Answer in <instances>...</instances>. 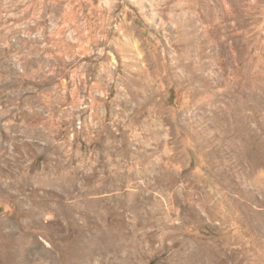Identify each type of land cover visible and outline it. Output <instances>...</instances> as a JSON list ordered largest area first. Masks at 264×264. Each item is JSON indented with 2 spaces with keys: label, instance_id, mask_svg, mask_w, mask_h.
I'll list each match as a JSON object with an SVG mask.
<instances>
[{
  "label": "rangeland",
  "instance_id": "rangeland-1",
  "mask_svg": "<svg viewBox=\"0 0 264 264\" xmlns=\"http://www.w3.org/2000/svg\"><path fill=\"white\" fill-rule=\"evenodd\" d=\"M0 264H264V0H0Z\"/></svg>",
  "mask_w": 264,
  "mask_h": 264
}]
</instances>
